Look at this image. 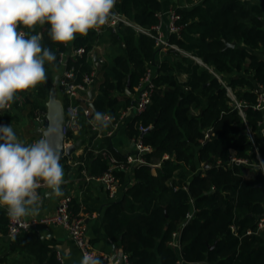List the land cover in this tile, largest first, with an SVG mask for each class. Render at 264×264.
Instances as JSON below:
<instances>
[{"label": "trees", "instance_id": "obj_1", "mask_svg": "<svg viewBox=\"0 0 264 264\" xmlns=\"http://www.w3.org/2000/svg\"><path fill=\"white\" fill-rule=\"evenodd\" d=\"M165 1L116 0L112 11L143 29H152ZM179 12L186 25L180 36L170 35V41L222 77L237 100L247 103L245 117L232 107L226 87L209 69L180 54L178 60L157 65L154 38L125 25L117 28L110 34L116 54L108 56L98 71L93 102L98 112L117 122L121 111L134 100L128 92L133 95L148 68H156L152 102L147 110L132 116L127 132L129 138L141 139L152 150L145 155L149 164L114 172L123 193L103 211L102 230L120 243L132 264H264V230L259 229L264 216V175L261 169L245 165L225 166L231 150L240 159H255L247 127L258 134L264 124V112L254 108L257 85L264 87V0H203L193 9ZM20 28L27 31V37L42 34V46L56 55L53 63L45 62L47 88L60 69H73L79 76L94 70L89 53L102 36L95 31L61 44L51 40L47 24ZM226 42L236 45L227 47ZM78 48L84 49L83 55L72 56V50ZM62 54L67 56L65 65ZM181 73L187 74L186 82L180 81ZM25 92L17 94L11 108H20L17 100ZM45 94L46 88L41 87L39 97ZM36 100L33 109L38 107ZM17 120L8 109L0 114L2 125L12 126ZM141 126L150 130L143 133ZM68 136L73 139L70 132ZM95 139L94 134L89 145ZM111 140L104 136L98 147L126 163L127 157L118 153ZM260 154L264 161L263 147ZM166 155L168 159H164ZM154 160H162L156 173L150 166ZM82 161V168L95 178L110 166L108 159L87 148ZM82 210L74 199V214ZM7 224L2 211L0 233H7ZM179 231L178 250L171 243ZM10 251L31 256L29 264H61L56 250L45 244L38 231L18 234ZM5 259L0 251V264Z\"/></svg>", "mask_w": 264, "mask_h": 264}, {"label": "clouds", "instance_id": "obj_2", "mask_svg": "<svg viewBox=\"0 0 264 264\" xmlns=\"http://www.w3.org/2000/svg\"><path fill=\"white\" fill-rule=\"evenodd\" d=\"M116 0H0V110L10 108L17 94L47 81L45 62L56 55L42 46L40 34L26 37L21 26L34 29L47 24L53 42L67 44L77 35L108 23ZM114 117L95 112L89 121L98 131L107 129ZM59 128L49 122L41 138L29 146L22 144L12 126L0 125V207L9 219L20 222L36 214L40 201L37 189H51L47 195H63L64 170L60 152L49 143ZM81 264H100L84 255Z\"/></svg>", "mask_w": 264, "mask_h": 264}, {"label": "built area", "instance_id": "obj_3", "mask_svg": "<svg viewBox=\"0 0 264 264\" xmlns=\"http://www.w3.org/2000/svg\"><path fill=\"white\" fill-rule=\"evenodd\" d=\"M113 17L109 19L108 23L100 26L97 29H93L92 31H95L98 35H102L106 31L114 32L117 29V24L119 23L121 25H125L128 27H131L135 29L137 32L144 33L152 38L155 39L157 51L159 53L163 52H169L174 55H182L192 58L193 60L203 64L204 62L182 50L177 44L170 41L169 37L172 34H177L180 36L182 30L184 29L186 23H182L183 16L179 12V8L171 9L168 12V33L165 35L164 33V25H163V12H159L157 14L158 16V23L152 28V29H143L139 25H137L134 21L129 20L126 16L123 14L112 11ZM19 30L24 31L27 37V31L23 28H20ZM96 47V46H95ZM89 53L90 57H93V51ZM84 53L83 48H78L72 50V56H82ZM66 55L62 54L61 61L63 64H66ZM98 63L103 64L105 62L104 58H97ZM210 68V67H208ZM97 67L94 68V70L90 73H84L83 75L79 76V74L71 70H63L60 76L59 81V91L61 92L63 99L61 98L64 108H65V126L64 131L67 136V142L66 146L73 144L75 142V139L77 138L76 135L79 133V131L83 130V123L82 119L84 118L87 123L89 121L93 120L91 118L92 114H94L93 110L89 106L90 98H89V92L90 90H93L94 92V86L97 81ZM214 75L223 83V85L226 87L228 91V95L231 98V105L235 109H237L240 114L245 117L244 113V107L247 105L246 102H240L237 100L235 93L233 90L227 86L224 81H222L221 77L216 73L213 69H210ZM156 77V74L154 73L152 68H148L145 76L140 80V83L137 87H135V93L131 95L130 92L128 94L133 97L132 104L127 107L126 109L121 111L120 118L117 122L114 123V126L107 130L105 134H103V131H98L94 129L93 125L90 124V128L87 130V137L90 139L94 134L97 137L106 136V137H112L115 133V130L121 125V122L125 120L126 117L140 114L147 110L149 105L152 102V95L155 90V82L154 79ZM80 78V79H79ZM258 92V101L255 104L254 108L260 111L264 112V87L261 86L256 90ZM94 98V93H93ZM25 97L24 95H20L18 97L19 105H23ZM12 106V105H11ZM36 121L39 124L46 125V117L47 112H41L39 114L36 113ZM2 125V124H0ZM140 130L145 133L148 130H150V127H140ZM262 131H264V124L262 125ZM68 132L71 133L73 139L71 140L68 136ZM247 134L250 137L251 142L253 143L254 149L253 152L255 153V159L252 161H249L248 159H240L236 156L235 151L231 150V155L229 157L228 162L226 163V167L233 168L236 165H245L248 169L251 167L256 169H261L262 173L264 175V161L260 154V148L257 143L256 134H254L248 127H247ZM209 135L206 134V138H208ZM133 144H134V152L133 155H130L127 157V161L122 162L117 159L108 149L101 148V149H95L93 148V144L89 145L87 144L86 148L87 151L93 150L97 154H101L104 158L109 160V169L108 171L101 177L96 178L100 180L110 195L112 197H116L117 193L119 192L120 188L122 187L120 185V179L114 175V172L118 169H126L127 171H130L131 168L133 169L135 166L143 165V164H149L147 163L145 159L146 153L151 152V148L149 146H146L143 144L141 139L139 138H132ZM31 145V144H30ZM29 146V145H28ZM234 151V152H232ZM85 154V153H84ZM69 158V157H68ZM72 159V158H70ZM151 167L154 165L150 164ZM249 171V170H248ZM95 178V177H93ZM45 186H41L39 189H37V193L39 195V190ZM123 188V187H122ZM72 202L73 197L71 195H65L60 200L57 210L54 213L44 215L42 217H23L20 222H13L8 217V224H7V233L5 236L10 240H14L15 237L22 233V232H32L37 231L40 227L44 226H50V225H60L64 227L67 232L69 233L71 239L73 242L77 245L78 249L80 250L82 257L84 255H91L93 258L97 259L99 256L97 255L95 249L92 246V243L88 236V224L85 220V217H80L74 215L72 211ZM192 215L189 216V219ZM259 229L264 230V216L261 217L259 222ZM182 228L180 229V231ZM180 231L178 233L173 234V241L171 245L173 247L177 248L178 250L181 248L180 245ZM1 236V235H0ZM103 260H110L112 263L116 264H132L128 255L125 253H120L117 256L109 257L106 254L100 255ZM56 257L57 260L64 264V256L61 251H56Z\"/></svg>", "mask_w": 264, "mask_h": 264}, {"label": "crops", "instance_id": "obj_4", "mask_svg": "<svg viewBox=\"0 0 264 264\" xmlns=\"http://www.w3.org/2000/svg\"><path fill=\"white\" fill-rule=\"evenodd\" d=\"M202 2L203 0H166L163 4V10L161 11L164 13L163 25L165 35H167L168 33L167 29L169 19L167 15L171 9L179 8V10H190ZM110 34H112L111 31H106L105 33H103L101 36V43H98L93 51L92 61L95 67L98 68L97 75L98 71L101 69L103 64H101V66H98V61H95V58H104L105 61H107L108 56L113 57L116 54V52L113 56L109 54L110 51L114 52L113 48L115 47V45L110 40ZM173 59L178 60V58L174 54H169V52H158L156 57V64L160 65L165 60ZM197 63L212 72L210 70L211 68H208L209 66L207 64L205 66L199 62ZM152 69L154 73L157 74L156 68L153 67ZM63 70L64 69H60V71L55 72L54 77L56 74L61 75ZM179 79L181 82H186L188 76L185 73H181L179 74ZM46 86L47 83L44 82L37 85L33 89L27 90L24 94L25 102L23 105L20 106V108H11V106L10 108H8V110H10L15 116L18 117V120L12 124V128L16 133L18 140L25 146H28L33 142L38 141L42 135L40 131L42 132L47 128L46 125L39 124L36 121V113L39 114L41 112H47V103L49 101L51 87L47 88L48 86ZM41 87L46 88V94L39 97V91L41 90ZM260 87L261 85L258 84L257 88ZM60 93L61 92H59L58 89V94L60 95ZM61 98L63 99V96H61ZM27 100L30 101V104H27ZM35 100L38 104V107L36 109H33L34 107H32V104ZM1 113L2 112H0V114ZM92 117L93 114L91 118ZM119 118L117 119V121L119 120ZM131 120V116L126 117L123 123L121 122V125L115 130V133L113 134L111 140L114 148L118 151V153L126 157L133 155V152L135 150L133 140L129 138L127 133ZM82 123L83 130L77 133V138L75 139V142L79 140L81 141L80 149L76 151V153H74L72 159L68 157H63L64 159H60V164L62 165L64 170V183L61 185L63 195L60 197H56L54 195H47V193L51 192V189L47 187L41 188L39 190L40 201L35 206L39 209L38 212L36 214L28 215L26 217H42L44 215L54 213L57 210L58 204L63 198V196L71 195L73 197V200L77 199L82 204L83 210L76 216L85 217V220L88 224V236L93 248L99 256L98 260L100 264H114L110 260H103L100 255L106 254L109 257H113L122 253L123 250L119 242L110 239L106 235L104 230H102V216L103 211H105L109 203L121 199L123 188H120L116 197H112L100 180L93 178V176L89 173L86 168H82V157L86 151V146L89 143V138L86 134V128H90V124L87 123L84 118L82 119ZM114 123L112 121L111 125L108 128H112V126H114ZM103 138L104 136H101L97 137L94 140V150L102 148L98 147V145L100 144ZM256 139L259 148H264V131H262V129L260 130V132H258V134H256ZM168 158L169 156L166 155L164 159ZM152 165H154L152 167V170L154 173H156V170L161 168L162 160H154V163ZM247 173L250 174V171L247 170ZM133 181L134 180H132V183H134ZM170 184L172 185V183ZM86 207L92 209V211L85 210ZM2 211H5L6 213V209L4 207H0V212ZM37 231L41 239L45 242V244H47L56 251L59 250L62 252L64 256V264H81V261L83 259L82 254L64 227L60 225H50L40 227ZM0 235V251L2 253V256L6 258L2 264H24L25 261H27V264H29L31 256L27 255L26 253H11V241L5 236V234L0 233ZM30 264H34V262L31 261Z\"/></svg>", "mask_w": 264, "mask_h": 264}, {"label": "water", "instance_id": "obj_5", "mask_svg": "<svg viewBox=\"0 0 264 264\" xmlns=\"http://www.w3.org/2000/svg\"><path fill=\"white\" fill-rule=\"evenodd\" d=\"M116 26L117 28H119L120 24L118 23ZM41 37L43 38L42 34H41ZM235 44H236L235 42L233 43L227 42L226 46H235ZM96 60L97 58H95V61ZM98 66H101V64L98 63ZM60 76H61L60 74H56L54 77L53 83L51 85L49 101L47 103V117H46L47 128L43 130L42 132L40 131V133H43L48 129L50 121L56 124L57 127L59 128V134L51 136L49 138V143L51 144L53 148L57 149L60 152L61 158L62 157L73 158L74 153H76V151H78L81 147V141L79 140V141L74 142L73 144L66 146L67 136L64 131L65 108L58 94ZM88 95L90 98L89 106L91 107L94 113L98 112L93 102V90H90ZM4 111L5 110H0V112H4ZM242 133H244V131Z\"/></svg>", "mask_w": 264, "mask_h": 264}, {"label": "rangeland", "instance_id": "obj_6", "mask_svg": "<svg viewBox=\"0 0 264 264\" xmlns=\"http://www.w3.org/2000/svg\"><path fill=\"white\" fill-rule=\"evenodd\" d=\"M113 50H114V52H113V51H110V53H109L111 56H113V55L115 54V52H116L115 47L113 48ZM109 54H108V55H109Z\"/></svg>", "mask_w": 264, "mask_h": 264}]
</instances>
